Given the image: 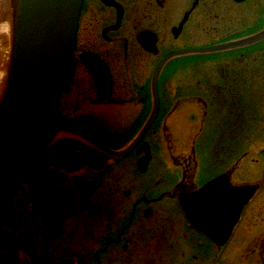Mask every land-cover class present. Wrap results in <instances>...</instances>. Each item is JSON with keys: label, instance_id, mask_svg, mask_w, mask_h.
I'll return each instance as SVG.
<instances>
[{"label": "flooded vegetation", "instance_id": "1", "mask_svg": "<svg viewBox=\"0 0 264 264\" xmlns=\"http://www.w3.org/2000/svg\"><path fill=\"white\" fill-rule=\"evenodd\" d=\"M229 2L238 7L237 19L219 0H82L58 121L126 152L110 156L74 134L57 133L9 201L0 264H264V143L250 160L239 146L238 166L230 148L226 161L210 162L209 170H195L194 153L173 168L163 159L168 117L194 110L193 53L161 67L158 111L148 123L154 70L167 53L194 48L195 13L208 21L222 13L226 32L219 42L264 29V0ZM233 58H239V87L222 89L238 94L230 98L241 110L234 115L245 118L250 79L264 86V39ZM180 74L190 85L172 88ZM218 177L252 190L220 243L194 228L180 205L182 195Z\"/></svg>", "mask_w": 264, "mask_h": 264}, {"label": "water", "instance_id": "2", "mask_svg": "<svg viewBox=\"0 0 264 264\" xmlns=\"http://www.w3.org/2000/svg\"><path fill=\"white\" fill-rule=\"evenodd\" d=\"M8 5L10 51L5 84L0 95V233L16 186L27 169L49 147L57 133L62 131L74 134L110 156H121L126 152L111 150L86 133L68 128L58 121L57 103L75 51L82 0H8ZM263 39L264 29L234 40L167 53L152 76L154 107L148 123L158 111L156 84L160 69L171 57L224 52ZM146 129L148 125L141 133ZM220 183L228 184L222 177L214 178L194 193L180 197L190 223L210 237V225L205 223L206 219L201 214L202 205H206L203 199L217 193ZM251 195L252 190L248 188L241 197L242 204ZM241 202L235 204L240 205V208L236 212L232 211L234 218L225 226L223 236L230 232L236 222ZM213 239L220 243L224 238Z\"/></svg>", "mask_w": 264, "mask_h": 264}, {"label": "rangeland", "instance_id": "3", "mask_svg": "<svg viewBox=\"0 0 264 264\" xmlns=\"http://www.w3.org/2000/svg\"><path fill=\"white\" fill-rule=\"evenodd\" d=\"M5 1L6 5L4 4V9L0 13V61H7L9 54L10 9L8 0ZM223 3L228 5L231 14L237 19L238 14L235 10L238 7L229 0H219V5H223ZM198 13L194 14V47L208 46L218 43L219 39L223 40L226 21L222 13L212 21H208L204 13ZM216 13H219L218 10ZM213 26L215 31L212 29ZM236 54H239V49L194 55V79L192 80L194 82V110L188 108L189 110L181 112L175 111L168 117L164 132L165 141L163 138V159L167 166L173 168L180 156H183L184 161L188 156L187 160L190 161L194 153L195 170L196 167L198 170L201 168L209 170L212 168L210 162L214 160H216L215 163L226 161L228 148L235 151V154L230 158L231 164L238 166L239 146L247 151L248 160L261 149L264 143V86H259L254 77L250 79L245 118L235 116V113L239 114L241 111L239 103L235 102L236 104H234L230 100V98L233 99V95L236 97L238 95L234 90L239 87V80L234 77L239 76L241 68L239 58H233V55ZM5 65V62L3 65L0 63V84L2 85L4 81L2 75L7 66ZM248 70H255V68L250 66ZM220 74H226V82L220 77ZM231 77L232 79H230ZM181 79H183V75L180 76L179 82V77L176 82L171 81L170 86L176 88L181 84L190 85L185 81L181 83ZM230 80L231 82L228 84ZM229 85L234 88V92L231 91L232 97L227 92ZM222 88L227 91H223ZM212 93L218 98H211ZM225 93L227 94L225 95ZM239 123L243 137L239 133ZM104 125H106L105 121L101 123L102 127ZM234 136L236 138L230 140V137Z\"/></svg>", "mask_w": 264, "mask_h": 264}, {"label": "bare ground", "instance_id": "4", "mask_svg": "<svg viewBox=\"0 0 264 264\" xmlns=\"http://www.w3.org/2000/svg\"><path fill=\"white\" fill-rule=\"evenodd\" d=\"M5 2H6L5 0H0V13L2 12V9H4L3 6ZM9 29H10V25H9ZM2 31L4 30L2 29ZM9 51H10V42H9ZM8 58H9V54H8ZM4 62L7 66L5 65L6 66L5 72L2 75V79L4 81H3V85L0 84V95L5 84L8 59L7 61H0L2 65L4 64ZM235 189H239V190H235ZM246 190L247 188H232L231 186H229V184L220 183L217 193L208 195L206 198L203 199L206 205H202L201 214L202 217H205L206 219L205 223L210 225V228L208 230H210L209 232L212 234L213 238H220V240L222 239V236L224 235L225 226L228 225V223L230 222V220H232V218H234L232 211L236 212L240 208V205H235V204L241 202L240 201L241 197L245 194ZM41 196L42 195H40V197ZM192 197L194 198V194L192 195ZM196 203L198 204V201H196ZM180 205L181 207L183 206L182 198L180 199ZM192 225L194 226V224Z\"/></svg>", "mask_w": 264, "mask_h": 264}, {"label": "trees", "instance_id": "5", "mask_svg": "<svg viewBox=\"0 0 264 264\" xmlns=\"http://www.w3.org/2000/svg\"><path fill=\"white\" fill-rule=\"evenodd\" d=\"M222 79H224V81L226 82V80H225V79H226V77H225V78H222Z\"/></svg>", "mask_w": 264, "mask_h": 264}]
</instances>
